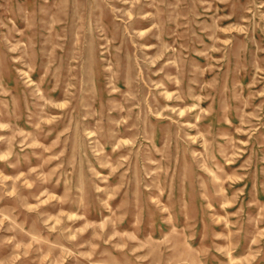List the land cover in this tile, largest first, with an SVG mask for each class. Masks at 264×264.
Instances as JSON below:
<instances>
[{
  "label": "rangeland",
  "instance_id": "obj_1",
  "mask_svg": "<svg viewBox=\"0 0 264 264\" xmlns=\"http://www.w3.org/2000/svg\"><path fill=\"white\" fill-rule=\"evenodd\" d=\"M0 264H264V0H0Z\"/></svg>",
  "mask_w": 264,
  "mask_h": 264
}]
</instances>
